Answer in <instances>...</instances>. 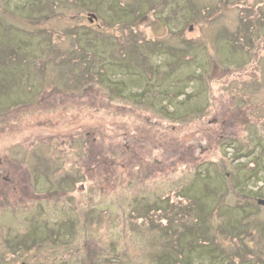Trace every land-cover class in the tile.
Instances as JSON below:
<instances>
[{
    "label": "rangeland",
    "instance_id": "1",
    "mask_svg": "<svg viewBox=\"0 0 264 264\" xmlns=\"http://www.w3.org/2000/svg\"><path fill=\"white\" fill-rule=\"evenodd\" d=\"M259 197L264 0H0V264H264Z\"/></svg>",
    "mask_w": 264,
    "mask_h": 264
},
{
    "label": "water",
    "instance_id": "2",
    "mask_svg": "<svg viewBox=\"0 0 264 264\" xmlns=\"http://www.w3.org/2000/svg\"><path fill=\"white\" fill-rule=\"evenodd\" d=\"M88 17H89V20L90 21H93L95 18H96V16L94 15V14H92V13H90L89 15H88ZM163 29H164V26L160 23V22H157L153 27H152V31H153V33L155 34V35H160L162 32H163ZM256 202L258 203V204H260V205H264V199H262V198H257V200H256Z\"/></svg>",
    "mask_w": 264,
    "mask_h": 264
},
{
    "label": "trees",
    "instance_id": "3",
    "mask_svg": "<svg viewBox=\"0 0 264 264\" xmlns=\"http://www.w3.org/2000/svg\"><path fill=\"white\" fill-rule=\"evenodd\" d=\"M77 106V105H76ZM76 106H74V107H76ZM243 196H247L246 194H244ZM194 199H196V198H192V200H193V202H195L194 201ZM197 201V200H196ZM225 206V205H224ZM228 210L229 209H231L230 207H228V206H225ZM238 207V206H237ZM166 209L167 208V206H163V209ZM239 208H241L244 212L247 210V208L246 207H244V206H239ZM159 209H162V208H159ZM231 211V210H230ZM231 222V221H230ZM232 223V222H231ZM232 224H235V223H232ZM199 226H201V225H199ZM198 226V227H199ZM199 230H200V228H199ZM177 234H179L180 235V231H178L177 232ZM176 237H177V235H176ZM203 237V236H202ZM257 264H263V261L262 262H260L259 260L257 261Z\"/></svg>",
    "mask_w": 264,
    "mask_h": 264
},
{
    "label": "bare ground",
    "instance_id": "4",
    "mask_svg": "<svg viewBox=\"0 0 264 264\" xmlns=\"http://www.w3.org/2000/svg\"><path fill=\"white\" fill-rule=\"evenodd\" d=\"M8 153H9V151H8Z\"/></svg>",
    "mask_w": 264,
    "mask_h": 264
}]
</instances>
